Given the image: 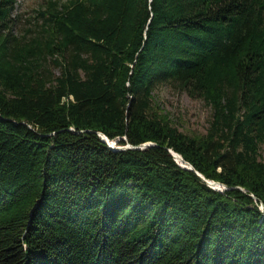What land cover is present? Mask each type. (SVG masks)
I'll list each match as a JSON object with an SVG mask.
<instances>
[{"label":"trees","instance_id":"obj_1","mask_svg":"<svg viewBox=\"0 0 264 264\" xmlns=\"http://www.w3.org/2000/svg\"><path fill=\"white\" fill-rule=\"evenodd\" d=\"M15 2L0 0V264H264V0H46L30 35ZM160 83L210 107L203 134L156 112Z\"/></svg>","mask_w":264,"mask_h":264},{"label":"rangeland","instance_id":"obj_2","mask_svg":"<svg viewBox=\"0 0 264 264\" xmlns=\"http://www.w3.org/2000/svg\"><path fill=\"white\" fill-rule=\"evenodd\" d=\"M46 0H16L12 15H15L13 31L16 35H30L34 27L35 12ZM63 1V0H60ZM34 31V30H33ZM56 75L58 68L45 63ZM152 105L156 112L169 120L172 126L186 135L203 134L208 127L210 107L199 98H192L171 83H160L152 91ZM259 159L264 161V142L258 147Z\"/></svg>","mask_w":264,"mask_h":264},{"label":"water","instance_id":"obj_3","mask_svg":"<svg viewBox=\"0 0 264 264\" xmlns=\"http://www.w3.org/2000/svg\"><path fill=\"white\" fill-rule=\"evenodd\" d=\"M97 134L100 136L101 140L104 141V142L107 144V146H108L109 148H111V149H121V148H138V149H142V148H144V147H146V146L152 145L151 143L146 142V143L140 144V145H138V146H130L129 144H126V145H123V146H118V145L115 144V142L117 141V139L112 140V141H111L112 143L110 144V143L108 142L109 140H108L103 134H101V133H97ZM121 139H124V137H121ZM169 153H170L172 159L174 160V162H175L179 167H181V168H185V169H188V170L193 171V172H194V173H195V174H196L201 180H203V181L206 183V185L209 186L210 188H212V189H214V190H217V191H221V190H223V189L226 188V186H224V185L221 184V183H218V182H214V181H210V180L204 179V178H203V177H202L197 171H195V170L192 168V166H191L189 163H187L186 161H184V160L180 157L179 154H177V153H175V152H173V151H171V150H169ZM177 158L180 159V160L182 161L183 164L178 163V162H177ZM215 184L217 185V187L214 186ZM260 208L262 209V206H261V205H260Z\"/></svg>","mask_w":264,"mask_h":264},{"label":"bare ground","instance_id":"obj_4","mask_svg":"<svg viewBox=\"0 0 264 264\" xmlns=\"http://www.w3.org/2000/svg\"><path fill=\"white\" fill-rule=\"evenodd\" d=\"M108 142H109V141H108ZM109 143H110V142H109ZM110 144H111V143H110ZM177 162L180 163L178 158H177ZM180 164H183V163L181 162ZM214 186L217 187L216 184H215Z\"/></svg>","mask_w":264,"mask_h":264}]
</instances>
